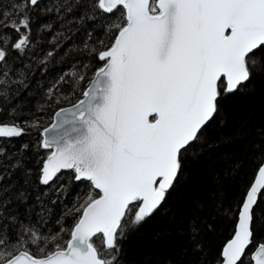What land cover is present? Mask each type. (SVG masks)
<instances>
[{
	"label": "snow or ice",
	"instance_id": "obj_1",
	"mask_svg": "<svg viewBox=\"0 0 264 264\" xmlns=\"http://www.w3.org/2000/svg\"><path fill=\"white\" fill-rule=\"evenodd\" d=\"M49 65L68 67L41 85ZM261 82L264 0H0V264H127L158 216L171 227L156 238L178 246L164 264H264V129L234 205L219 185L207 213L172 203L191 165L232 143L209 129ZM33 87L43 99L27 107ZM71 185L83 202L53 219ZM217 216L231 233L213 253Z\"/></svg>",
	"mask_w": 264,
	"mask_h": 264
},
{
	"label": "trees",
	"instance_id": "obj_2",
	"mask_svg": "<svg viewBox=\"0 0 264 264\" xmlns=\"http://www.w3.org/2000/svg\"><path fill=\"white\" fill-rule=\"evenodd\" d=\"M80 37L78 36L77 39ZM47 49L49 45L44 44ZM68 65L59 67L49 65V71L45 77L39 75L36 79L41 85L49 82V78L54 79L59 71L67 68ZM43 99V93L36 87L25 97L27 107L36 106ZM71 102H75V98ZM61 107H68L70 103L65 102ZM56 106L53 105L49 110L44 106V114L40 118L42 126H48L52 121L53 111ZM228 122L226 127L213 126L209 129L207 135L215 140L223 136L225 132L232 137V143L217 151L210 152L207 157L201 159L199 163H194L190 167V178L177 193L174 194L172 203L174 206L179 204L181 207H187L193 197H198L208 202L205 213L211 211L213 201L209 199V193L218 191L217 199L222 202L224 207L234 205L243 191L252 179L257 160V149L261 143V137L258 133L264 129V82L257 83L254 90L249 94H241L234 97L228 105ZM30 114V113H26ZM26 141H35L38 134L33 132L23 138ZM22 141L17 140L18 145ZM35 160V157H34ZM35 166V165H30ZM39 188V186H36ZM85 186L71 185L67 193V198L61 203L51 205L53 219L61 215L63 208H72L79 206L80 201L86 194ZM75 193H79L80 200L75 199ZM36 193H33V196ZM216 231L207 236L208 243L212 252L219 248L230 236L231 221L222 216L215 217ZM49 227L55 230L56 225L51 223ZM170 221L167 217L158 216L150 223L145 225L138 233L134 234L127 241L126 262L127 264H146L151 260L153 264H164L169 258L178 260V246L174 241V232L168 237L167 241L157 239V233H165L170 229ZM67 238V237H65Z\"/></svg>",
	"mask_w": 264,
	"mask_h": 264
},
{
	"label": "rangeland",
	"instance_id": "obj_3",
	"mask_svg": "<svg viewBox=\"0 0 264 264\" xmlns=\"http://www.w3.org/2000/svg\"><path fill=\"white\" fill-rule=\"evenodd\" d=\"M83 202V200L82 201H80V203H82Z\"/></svg>",
	"mask_w": 264,
	"mask_h": 264
},
{
	"label": "water",
	"instance_id": "obj_4",
	"mask_svg": "<svg viewBox=\"0 0 264 264\" xmlns=\"http://www.w3.org/2000/svg\"><path fill=\"white\" fill-rule=\"evenodd\" d=\"M69 107V106H68ZM52 122V121H51Z\"/></svg>",
	"mask_w": 264,
	"mask_h": 264
}]
</instances>
